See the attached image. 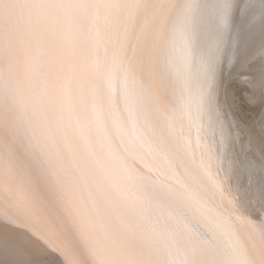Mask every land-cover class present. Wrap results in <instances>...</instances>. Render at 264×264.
Here are the masks:
<instances>
[{"label":"snow or ice","instance_id":"6c2138e0","mask_svg":"<svg viewBox=\"0 0 264 264\" xmlns=\"http://www.w3.org/2000/svg\"><path fill=\"white\" fill-rule=\"evenodd\" d=\"M237 75L264 0H0V264H264Z\"/></svg>","mask_w":264,"mask_h":264},{"label":"bare ground","instance_id":"6f19581e","mask_svg":"<svg viewBox=\"0 0 264 264\" xmlns=\"http://www.w3.org/2000/svg\"><path fill=\"white\" fill-rule=\"evenodd\" d=\"M257 2H258V0H257ZM256 62L257 63L259 62L258 57H257ZM234 79L238 83H242V84H245L247 86L246 82H244L242 80L241 76L237 75ZM234 79H232V82ZM247 88H248V86H247ZM248 91H249V89H248ZM226 93L228 96L229 107L233 111L232 94L230 92L229 86H227ZM244 93H245V91H244ZM245 95H246V93H245ZM245 95H244V97H245ZM234 112L235 111H233V113ZM235 115L237 116V114H235ZM237 117H238L237 122L239 123L240 130L242 133L241 140L247 141V143L244 144V148L246 151H248L249 157L258 161V162H264V133L261 132V128H260L259 123H258L259 118H260V112H259L258 117L255 119V121L253 120L254 122H252V124H250V125L244 124L240 120L239 116H237ZM249 144L251 145L250 149H248Z\"/></svg>","mask_w":264,"mask_h":264},{"label":"rangeland","instance_id":"374dc122","mask_svg":"<svg viewBox=\"0 0 264 264\" xmlns=\"http://www.w3.org/2000/svg\"><path fill=\"white\" fill-rule=\"evenodd\" d=\"M235 79L228 82L230 92L232 94V104L234 113L239 116L240 120L247 125L252 124L259 115V107L253 108V106L246 103L245 93H248V88L245 84L236 83ZM245 91V93H244ZM254 120V121H253ZM249 123V124H248Z\"/></svg>","mask_w":264,"mask_h":264}]
</instances>
